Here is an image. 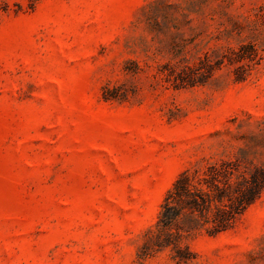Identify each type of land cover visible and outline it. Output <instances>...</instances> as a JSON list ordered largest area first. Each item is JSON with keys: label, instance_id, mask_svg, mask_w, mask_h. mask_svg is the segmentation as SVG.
<instances>
[{"label": "rangeland", "instance_id": "obj_1", "mask_svg": "<svg viewBox=\"0 0 264 264\" xmlns=\"http://www.w3.org/2000/svg\"><path fill=\"white\" fill-rule=\"evenodd\" d=\"M221 158L264 165V0H0V264H264V191L187 263L143 249Z\"/></svg>", "mask_w": 264, "mask_h": 264}, {"label": "trees", "instance_id": "obj_2", "mask_svg": "<svg viewBox=\"0 0 264 264\" xmlns=\"http://www.w3.org/2000/svg\"><path fill=\"white\" fill-rule=\"evenodd\" d=\"M249 46L254 59L256 49ZM242 58L239 56L238 60ZM236 79L242 80L243 76L239 74ZM104 97L110 99L115 95ZM263 191L264 165L253 161L221 158L187 167L167 190L155 228L148 231L143 249L147 253L169 248L174 260L187 263L191 251L182 244L184 238L226 231Z\"/></svg>", "mask_w": 264, "mask_h": 264}]
</instances>
